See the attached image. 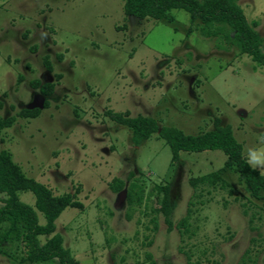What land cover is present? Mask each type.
I'll return each mask as SVG.
<instances>
[{
    "label": "rangeland",
    "instance_id": "obj_1",
    "mask_svg": "<svg viewBox=\"0 0 264 264\" xmlns=\"http://www.w3.org/2000/svg\"><path fill=\"white\" fill-rule=\"evenodd\" d=\"M238 2L258 22L264 43V0ZM172 13L167 22L125 16L123 0H0V116L42 103L37 117L17 116L2 130L0 148L27 176L82 202V209L67 207L56 219L80 264H150L148 253L157 264H264V203L236 172L222 169L221 150L182 152L171 162L159 136L136 146L130 129L105 114L128 110L185 133L209 129L219 117L243 148L264 134V68L195 27L187 34L189 14ZM149 36L156 47L145 43ZM55 73L61 77L51 94L30 84L56 81ZM213 170L222 171L233 192L193 196L189 177ZM114 178L124 180L123 190L110 188ZM131 181L145 189L143 204L132 210ZM159 184L170 185L171 229L152 211ZM20 197L34 203L30 192ZM188 213L184 231L179 222ZM0 264L19 263L0 255Z\"/></svg>",
    "mask_w": 264,
    "mask_h": 264
},
{
    "label": "trees",
    "instance_id": "obj_2",
    "mask_svg": "<svg viewBox=\"0 0 264 264\" xmlns=\"http://www.w3.org/2000/svg\"><path fill=\"white\" fill-rule=\"evenodd\" d=\"M239 0H123L125 16L138 19L166 20L175 19L172 10L183 9L189 14L190 27L188 33L195 27L205 38H212L220 47H235L240 54L248 55L258 67L264 68V43L257 29V21H249L238 2ZM48 71H53L49 56H44ZM56 81L43 82L39 78L30 81L34 89L43 95L51 94L61 74L55 73ZM40 108L24 107L17 116L37 117ZM105 114L112 121L126 126L131 131V140L138 146L154 135L164 140L171 151V162L181 158L182 152H201L221 150L225 154L222 169H231L237 173L246 190L252 197L264 203V174L251 171L241 158L244 149L241 142L234 136L230 124H223L219 117L213 119L212 127L198 133H185L182 129L160 124L158 119L143 115H131L128 110H106ZM16 115L0 116L1 132L11 126ZM189 184L193 188V196L202 197L211 190L223 189L233 192L232 184L226 180L221 170H213L199 175H191ZM110 188L119 192L125 188L124 180L114 178ZM158 206H152V211L161 214L168 228L173 221L171 214L174 202L170 194V185H157ZM23 192H30L34 203L21 199ZM0 255L17 261L19 264H33L39 261L57 260L59 264H80L71 250L64 246L63 235L57 231L56 219L67 207L83 208L82 202L75 193L64 192L55 194L52 189L34 177L27 176L21 166L16 163L11 153L0 148ZM126 200L129 209L141 206L145 200V189L137 181H131L126 190ZM205 201L201 200V203ZM189 212H191L189 210ZM39 213L44 217V223L39 221ZM188 213L179 226L189 231ZM154 229L156 219L152 218ZM150 264H157L151 254H147ZM164 264H173L166 262ZM197 264V263H195Z\"/></svg>",
    "mask_w": 264,
    "mask_h": 264
},
{
    "label": "clouds",
    "instance_id": "obj_3",
    "mask_svg": "<svg viewBox=\"0 0 264 264\" xmlns=\"http://www.w3.org/2000/svg\"><path fill=\"white\" fill-rule=\"evenodd\" d=\"M159 30V29H158ZM175 39H179L176 37ZM146 44L152 45L156 47L153 42V37L149 36L145 40ZM168 48L165 47L162 51H167ZM241 158L243 159L244 163L247 165L249 170L257 171L261 174H264V134L259 135L256 138V144L250 147H245L241 152Z\"/></svg>",
    "mask_w": 264,
    "mask_h": 264
},
{
    "label": "water",
    "instance_id": "obj_4",
    "mask_svg": "<svg viewBox=\"0 0 264 264\" xmlns=\"http://www.w3.org/2000/svg\"><path fill=\"white\" fill-rule=\"evenodd\" d=\"M42 106V103L35 104V105H29L28 108H34V107H40Z\"/></svg>",
    "mask_w": 264,
    "mask_h": 264
}]
</instances>
